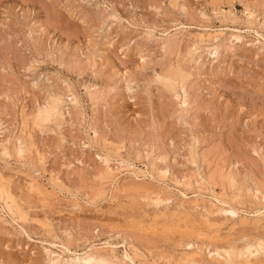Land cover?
<instances>
[{
  "label": "rangeland",
  "instance_id": "374dc122",
  "mask_svg": "<svg viewBox=\"0 0 264 264\" xmlns=\"http://www.w3.org/2000/svg\"><path fill=\"white\" fill-rule=\"evenodd\" d=\"M0 186V264H264V0H0Z\"/></svg>",
  "mask_w": 264,
  "mask_h": 264
},
{
  "label": "bare ground",
  "instance_id": "6f19581e",
  "mask_svg": "<svg viewBox=\"0 0 264 264\" xmlns=\"http://www.w3.org/2000/svg\"><path fill=\"white\" fill-rule=\"evenodd\" d=\"M213 35V34H212ZM196 47V46H195ZM196 50V49H195ZM188 75V74H187ZM161 76V75H160ZM185 77H186V74L184 72V70L182 68H180L179 70L177 71H173L171 72L169 75H167L166 77H164L163 79L166 80V86L169 88V90H175L177 88V86L179 85H183L184 81H185ZM161 81V80H160ZM58 107V106H57ZM38 114V112H37ZM54 109H45L41 112V115H42V118L46 121H49L51 120L52 117H54ZM62 114V113H61ZM54 115V116H53ZM58 115V114H57ZM57 123V122H56ZM19 143V142H18ZM195 144V143H194ZM26 147V146H25ZM107 161V160H106ZM219 172V171H218ZM159 174V173H158ZM164 175V174H163ZM162 177V176H161ZM163 179V178H162ZM1 188V186H0ZM5 190V189H3ZM3 190L0 189V197L1 198H5V204L6 206L9 208V210H12L14 207L16 208L17 210V213L19 211V207L14 206L13 204V198L8 195V194H4L3 193ZM150 198V197H149ZM12 202H9L8 203V200H10ZM225 201V200H224ZM15 203V202H14ZM4 205V204H3ZM18 207V209H17ZM20 212V211H19ZM19 214V213H18ZM21 215L20 217L21 218H24V215L23 213L19 214ZM186 227V226H185ZM184 232V230H183ZM185 233V232H184ZM191 234V233H190ZM183 235V234H182ZM189 237V236H188ZM107 242V241H106ZM134 244V243H133ZM230 248V247H229ZM92 249V248H91ZM125 249V248H124ZM134 249V248H133ZM70 252V251H69ZM259 252V251H258ZM47 253V252H46ZM51 253V252H50ZM75 253V252H74ZM228 253V252H226ZM50 255V254H49ZM56 256V255H55ZM249 256V255H248ZM109 258V256H107ZM119 258V257H118ZM51 264H106L108 263V260L100 255V254H97V253H85L83 255H76L75 258H72L71 260H67V261H62V260H58V259H52L50 260ZM205 264V263H203Z\"/></svg>",
  "mask_w": 264,
  "mask_h": 264
}]
</instances>
